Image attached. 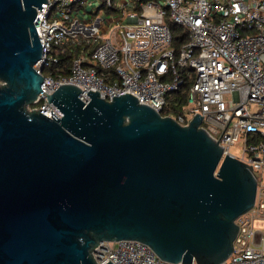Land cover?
<instances>
[{
	"label": "water",
	"instance_id": "obj_1",
	"mask_svg": "<svg viewBox=\"0 0 264 264\" xmlns=\"http://www.w3.org/2000/svg\"><path fill=\"white\" fill-rule=\"evenodd\" d=\"M0 0V264H99L102 241L134 239L163 260L221 264L256 199L251 165L226 154L196 113L188 125L131 93L42 91L37 11ZM105 264H113L110 260Z\"/></svg>",
	"mask_w": 264,
	"mask_h": 264
},
{
	"label": "built area",
	"instance_id": "obj_2",
	"mask_svg": "<svg viewBox=\"0 0 264 264\" xmlns=\"http://www.w3.org/2000/svg\"><path fill=\"white\" fill-rule=\"evenodd\" d=\"M170 23L186 32L179 47ZM36 29L44 82L28 110L61 116L47 94L70 83L83 90L84 102L89 90L106 100L128 92L181 125L199 113L222 158L251 165L258 183L221 264H264V174H257L264 168V0H47ZM65 47L75 53L68 73L57 66ZM180 90L181 111H168L169 96ZM239 142L236 154L231 148ZM92 255L99 264H184L134 239L102 241Z\"/></svg>",
	"mask_w": 264,
	"mask_h": 264
},
{
	"label": "trees",
	"instance_id": "obj_3",
	"mask_svg": "<svg viewBox=\"0 0 264 264\" xmlns=\"http://www.w3.org/2000/svg\"><path fill=\"white\" fill-rule=\"evenodd\" d=\"M170 26H171V29H172V32L174 35V45L176 47H179L180 44L186 40V32H184L180 26H178L174 23H170ZM61 50H63V52H60V56H62L61 62L57 66L63 67L65 70V73H68L72 57L74 56L75 53L70 51L66 47L61 49ZM43 72L46 73L47 70L43 69ZM179 97H181V99L184 100V97L181 96V90L176 92V93H172L169 96V106L167 109L168 111H178V110L181 111V109L179 108V105L181 103V99Z\"/></svg>",
	"mask_w": 264,
	"mask_h": 264
},
{
	"label": "rangeland",
	"instance_id": "obj_4",
	"mask_svg": "<svg viewBox=\"0 0 264 264\" xmlns=\"http://www.w3.org/2000/svg\"><path fill=\"white\" fill-rule=\"evenodd\" d=\"M118 1V0H116ZM115 12H118V9H115ZM2 83V81L0 80V84ZM241 148H242V142H239V143H236L232 146L231 150L236 153V154H239L241 153ZM259 178H261L262 174H264V168L262 171H258L257 172Z\"/></svg>",
	"mask_w": 264,
	"mask_h": 264
}]
</instances>
